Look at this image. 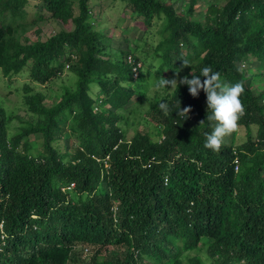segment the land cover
<instances>
[{"label":"trees","instance_id":"trees-1","mask_svg":"<svg viewBox=\"0 0 264 264\" xmlns=\"http://www.w3.org/2000/svg\"><path fill=\"white\" fill-rule=\"evenodd\" d=\"M30 1L0 0V72L10 78L31 64V80L46 84L69 65L77 82L54 108L29 99L42 122L24 135L9 137L0 104V264H264V103L237 69L251 59L264 66V0H227L216 20L208 15L217 10L208 11L206 23L179 15L178 0H114L130 4L147 27L163 19L154 54L144 57L141 47L108 54L91 26V0L78 1L72 31L14 42ZM190 1L185 13L192 15ZM42 2L53 16L70 18L68 0ZM204 66L223 83L241 84L238 125L248 143L206 149L215 122H207L206 93L193 97L186 84L171 99L160 87L150 103L159 143L143 134L126 139L121 122L149 99V88L161 78L200 75ZM180 108L191 109L187 119ZM70 121L77 146L59 153L53 143ZM31 132L44 139L38 154L20 149Z\"/></svg>","mask_w":264,"mask_h":264},{"label":"rangeland","instance_id":"rangeland-1","mask_svg":"<svg viewBox=\"0 0 264 264\" xmlns=\"http://www.w3.org/2000/svg\"><path fill=\"white\" fill-rule=\"evenodd\" d=\"M79 0H68L66 11L71 12L70 18L61 19L53 16L43 5L42 0L30 1L26 7L29 14L28 20H19L14 27L16 32L12 39L14 42H19L24 45L33 44L36 42H44L50 38L58 35L61 32H70L75 27V19L79 17L78 3ZM176 4L167 0V4H175L178 14L187 16L189 21L205 22V17L208 11L215 9L217 13H210L209 18L216 20L218 15L222 13L227 5V0H196L195 14H186V5L190 0H178ZM212 7V8H211ZM90 22L93 30L100 32L106 44V51L110 55L119 56L126 47L136 48L141 47L143 57L153 53L160 40V31L163 29V19L155 18L151 26L145 25L144 17L137 12H133V8L126 2H118L114 0H91L89 3ZM215 14V15H214ZM110 46V47H109ZM130 48V49H131ZM154 54V53H153ZM102 58V54L99 55ZM149 64L150 61H147ZM31 65V64H30ZM30 65L24 73L13 77H4L0 72V104L6 109L7 117L9 119L7 124V132L9 137H15L23 134L22 131L30 129L32 125L41 123V119L36 116L29 106V99L39 96L41 104L46 108H54L58 103L69 93L76 90L77 77L69 65H65L62 73L49 81L46 84H39L31 80L28 73ZM237 69L244 74L248 80L249 87H251L254 95H259L261 101L264 103V66L256 59H251L244 64H238ZM186 77L184 73L177 76L175 79L179 83ZM162 92L167 90L166 94L161 97L171 99L173 90L171 85L162 87ZM160 87L149 88L147 97L149 99H140L134 109L127 113L126 119L122 120L121 128L126 133V139H134L138 134L148 136L154 143H159L162 139L161 126L150 122L147 113L151 110L150 103L156 96V90ZM171 91H169V90ZM99 95L101 92L95 90L94 95ZM100 99V98H99ZM159 105L162 104L160 101ZM70 123L66 124L62 131V138L54 141L53 146L58 149L60 153L72 152L77 146V141L72 136L73 128ZM254 142L257 141L258 127L256 124L250 126ZM232 140L235 146H241L248 143V134L244 125L238 127L227 137L222 143L231 145ZM44 139L41 133L31 132L24 136L21 142L20 149L28 152L31 148V153H40L43 151ZM239 168L236 167L237 172ZM66 192L72 190L64 187ZM1 228V227H0ZM112 252H116L110 248Z\"/></svg>","mask_w":264,"mask_h":264},{"label":"clouds","instance_id":"clouds-1","mask_svg":"<svg viewBox=\"0 0 264 264\" xmlns=\"http://www.w3.org/2000/svg\"><path fill=\"white\" fill-rule=\"evenodd\" d=\"M187 66L191 62L183 60ZM203 77V81L201 80ZM180 84H186L193 97H197L201 90L207 97V122H215L212 131L206 135L204 147L213 151L219 149L225 137L230 135L237 127L240 116L243 112V106L240 95L243 91L240 83H223L219 71H213L210 66H204L200 75H192L191 78L184 77L178 84L176 79L166 80L161 78L158 87H167L171 85V90L179 87ZM169 90V89H168ZM169 90V91H171ZM161 108H167V102L161 104ZM191 111L190 108L179 110L178 116L186 115ZM65 190V189H63Z\"/></svg>","mask_w":264,"mask_h":264}]
</instances>
